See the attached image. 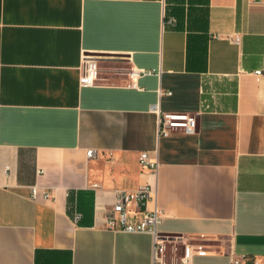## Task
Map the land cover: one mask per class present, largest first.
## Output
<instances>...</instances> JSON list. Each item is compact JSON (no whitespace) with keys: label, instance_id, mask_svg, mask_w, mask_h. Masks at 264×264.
I'll list each match as a JSON object with an SVG mask.
<instances>
[{"label":"crops","instance_id":"0c3cea01","mask_svg":"<svg viewBox=\"0 0 264 264\" xmlns=\"http://www.w3.org/2000/svg\"><path fill=\"white\" fill-rule=\"evenodd\" d=\"M146 183L195 264L264 260V0H0V264H153L149 233L105 227Z\"/></svg>","mask_w":264,"mask_h":264},{"label":"built area","instance_id":"2783aa9c","mask_svg":"<svg viewBox=\"0 0 264 264\" xmlns=\"http://www.w3.org/2000/svg\"><path fill=\"white\" fill-rule=\"evenodd\" d=\"M239 41V36L234 37ZM83 64L82 85H93L99 77L100 65L97 58L85 54ZM148 69H132V78L152 73ZM176 128H184L189 133H194L197 129V117L195 114H171L164 113L160 118V134L168 135ZM88 157L96 154L95 149L87 151ZM140 164L147 169L155 171L158 167V160L151 159L146 151L140 153ZM157 189L151 183L140 184L135 189H117L112 208L105 217V227L114 231H125L130 233H149L153 239V264H195L193 261V251L189 245L181 246L179 242L170 236L163 235L158 226L162 221L161 211L154 207L149 208V202L156 199ZM38 195L36 187L32 188V197ZM48 196V193H44ZM81 213L74 215V221H78ZM168 242H171L170 260L167 259ZM199 254L206 251L198 249ZM230 264H264V260H258L250 255H231Z\"/></svg>","mask_w":264,"mask_h":264},{"label":"rangeland","instance_id":"374dc122","mask_svg":"<svg viewBox=\"0 0 264 264\" xmlns=\"http://www.w3.org/2000/svg\"><path fill=\"white\" fill-rule=\"evenodd\" d=\"M168 247H167V259L170 260V256L172 254V251H171V245L172 243L171 242H168Z\"/></svg>","mask_w":264,"mask_h":264},{"label":"flooded vegetation","instance_id":"af4514ba","mask_svg":"<svg viewBox=\"0 0 264 264\" xmlns=\"http://www.w3.org/2000/svg\"><path fill=\"white\" fill-rule=\"evenodd\" d=\"M92 57H95V58H97L98 59V61H100V59L101 58H103V56L102 55H91Z\"/></svg>","mask_w":264,"mask_h":264}]
</instances>
